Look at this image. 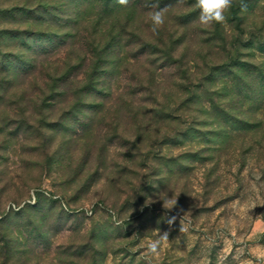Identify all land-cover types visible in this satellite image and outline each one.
<instances>
[{
	"label": "rangeland",
	"instance_id": "374dc122",
	"mask_svg": "<svg viewBox=\"0 0 264 264\" xmlns=\"http://www.w3.org/2000/svg\"><path fill=\"white\" fill-rule=\"evenodd\" d=\"M87 1L64 0L41 27L51 37L3 38L22 57L0 89V220L16 260L148 264L159 231L169 243L151 264L204 252L264 264V0L224 33L187 23L195 0H142L124 15ZM154 5L168 9L157 33ZM3 28L16 27L0 17ZM233 56L246 65H225Z\"/></svg>",
	"mask_w": 264,
	"mask_h": 264
},
{
	"label": "trees",
	"instance_id": "16d2710c",
	"mask_svg": "<svg viewBox=\"0 0 264 264\" xmlns=\"http://www.w3.org/2000/svg\"><path fill=\"white\" fill-rule=\"evenodd\" d=\"M17 3L13 5L9 9L1 10L0 11V17L2 20H4L5 24H15V29L10 30L8 28H3L0 31V75H3L7 78L5 80L0 81V89L4 90L6 88L5 84H10V78L13 76L12 73V68L9 66L8 61L14 56L17 58H22L20 54L14 53V52H2L1 49H3V38L6 35H13L14 37H19L21 40L24 41V43H27L30 39L32 38H42V37H51V35H48L49 33L46 32L45 30L41 29L42 26H45L46 23L50 20L49 18H54L57 19V16L55 15L56 13H60L63 15L64 13H67L66 8L67 5L64 4V0H16ZM133 1V0H132ZM129 0L128 5L130 4L131 8L137 7L142 0H134L132 2ZM258 3L260 0H241L239 2L233 3V7L230 9L228 16H227V21L230 23H235V25L239 26L243 24V14L248 12L249 4L251 2ZM85 2H89L85 0ZM96 2L101 3L103 7V11L108 13H117L116 15H124L126 10H130L128 5L121 6L119 4L116 5L114 3V0H96ZM155 3H158V0H154ZM173 3H170L168 5L172 6L176 1H170ZM152 4V3H150ZM153 5V4H152ZM242 7H246V11L242 12ZM58 13V14H59ZM188 19V22H193L198 18L197 12L190 13L186 15L185 17ZM24 25V29H20L21 27L17 26H22ZM224 24H216V29L217 32L219 29L224 33L225 29L223 28ZM33 27L35 30H33ZM38 28V30H36ZM219 28V29H218ZM42 30V31H41ZM222 33V34H223ZM221 40H224L221 38ZM221 49V48H220ZM262 49H260L261 51ZM263 52V51H261ZM242 63L238 57L233 56L229 58V62H227L225 65H230V64H240ZM246 65V63H242ZM214 67H211L209 69V75L214 74ZM62 81V78L59 79H54L53 81V88H57L59 85V82ZM237 87L239 85H236ZM230 96V95H228ZM214 102L211 101V104ZM228 110V106L226 107ZM41 201H39L40 203ZM5 219L0 220V254L6 262V264H25V262L17 261L16 260V255L17 254H22L21 251V246L18 244V241L13 238V235L9 232V229H6L5 227ZM20 249H19V247ZM21 251V252H20Z\"/></svg>",
	"mask_w": 264,
	"mask_h": 264
},
{
	"label": "clouds",
	"instance_id": "9594fccd",
	"mask_svg": "<svg viewBox=\"0 0 264 264\" xmlns=\"http://www.w3.org/2000/svg\"><path fill=\"white\" fill-rule=\"evenodd\" d=\"M117 2L119 5L126 7L129 0H117ZM233 3L234 0H195L192 7L199 10V16L196 22L204 27H210L213 24H225L227 21L226 13L233 7ZM154 7L158 10L149 12L148 17L151 21V31L153 33H157L158 30L165 24L168 9L166 7L159 8L158 5H154ZM245 11L246 7H242V12ZM160 199L163 201V208L166 211L173 210L177 205V198L175 195L172 198H169L168 196L160 194ZM152 203H154V201L149 198L147 204L150 205ZM253 208H255V206ZM262 218H264V216L258 217L257 220ZM166 219L171 226L175 223L176 217H167ZM181 231H186L183 223ZM158 233L159 234L156 239L149 241L147 249L144 253L148 264H151L152 259L159 257L162 247L169 243V233H160L159 231ZM193 264H211L208 253L204 252L199 254L198 257L194 258ZM217 264H222L221 253L219 252L217 253Z\"/></svg>",
	"mask_w": 264,
	"mask_h": 264
}]
</instances>
